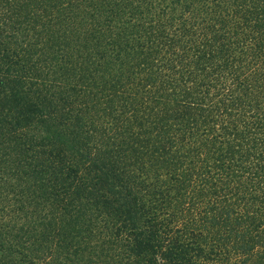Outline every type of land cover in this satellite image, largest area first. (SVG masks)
I'll return each instance as SVG.
<instances>
[{
  "label": "trees",
  "instance_id": "trees-1",
  "mask_svg": "<svg viewBox=\"0 0 264 264\" xmlns=\"http://www.w3.org/2000/svg\"><path fill=\"white\" fill-rule=\"evenodd\" d=\"M242 248L264 252V0H0V264Z\"/></svg>",
  "mask_w": 264,
  "mask_h": 264
},
{
  "label": "rangeland",
  "instance_id": "rangeland-1",
  "mask_svg": "<svg viewBox=\"0 0 264 264\" xmlns=\"http://www.w3.org/2000/svg\"><path fill=\"white\" fill-rule=\"evenodd\" d=\"M255 233V232H254ZM241 251V255L237 259H227L222 255L219 256V259L217 260L216 263H211V264H253L258 262H262L264 264V252L260 254L259 259L254 256L250 255V252H247L246 249H239ZM206 264H210L207 262Z\"/></svg>",
  "mask_w": 264,
  "mask_h": 264
}]
</instances>
